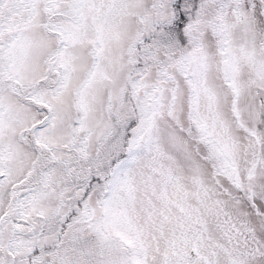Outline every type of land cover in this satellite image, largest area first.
I'll list each match as a JSON object with an SVG mask.
<instances>
[{"label":"snow or ice","instance_id":"snow-or-ice-1","mask_svg":"<svg viewBox=\"0 0 264 264\" xmlns=\"http://www.w3.org/2000/svg\"><path fill=\"white\" fill-rule=\"evenodd\" d=\"M0 264H264V0H0Z\"/></svg>","mask_w":264,"mask_h":264}]
</instances>
